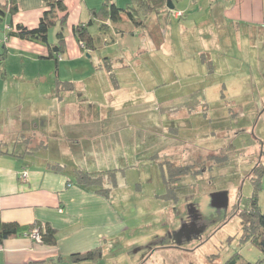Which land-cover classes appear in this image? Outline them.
Here are the masks:
<instances>
[{
	"label": "crops",
	"instance_id": "0c3cea01",
	"mask_svg": "<svg viewBox=\"0 0 264 264\" xmlns=\"http://www.w3.org/2000/svg\"><path fill=\"white\" fill-rule=\"evenodd\" d=\"M47 1L0 0V7L5 9L0 20V142L7 144L9 151L0 153V222L22 226L35 222L49 224L58 230V242L54 246L45 245L30 235L8 238L0 244V264H79L71 260L73 254L120 238L124 221L112 200L95 188L78 184L77 172L119 170L131 155L129 145L137 135L157 136L159 152H167L169 135L165 124L169 117L181 120L183 116H176V112L181 114L194 107L186 99L175 101L170 95L157 92L152 96L130 83L136 76L131 72L134 62L138 63L141 78L149 77L150 70L142 57L122 61L117 55L118 50L127 54L133 50L129 46H135L123 42L126 33L118 23L95 22L90 27L91 33L99 38L98 47L90 53L77 40L74 26L93 20V10L106 0H63L69 15L60 55L51 56L48 45L10 36L18 25L36 28L48 9ZM111 1L119 7L127 5L124 0ZM198 1L203 0H190L170 15L179 19L188 12H196ZM206 1L211 18L225 21L228 34L221 36L224 39L230 36L231 39L239 26L252 36L264 34V0ZM12 2L18 8L16 12L11 11ZM179 12L184 15L178 16ZM155 16L158 22L151 25L153 28L148 21ZM168 17L169 13L161 9L148 16L144 27L134 26L126 16L119 23H128L134 37L143 30L152 33L147 39L155 41V49H162L169 47L167 40H172L165 38L169 34ZM52 29L55 34L51 36L49 32V43L54 51L60 46V23ZM213 29L217 31L216 26ZM175 34L172 30L170 37L174 39ZM220 44L219 41L216 46ZM146 46L153 49L150 41ZM143 52L148 51L138 49L139 55ZM152 59L150 56L148 63ZM161 102L166 106L167 120H152L149 116L143 122L135 121L138 112L151 114L153 106L162 105ZM142 126L146 129L144 133L137 132ZM158 127H164L165 132L154 133L153 129ZM9 139H15L20 151L18 147L11 150ZM164 140L166 149L162 146ZM40 148L46 149V156L39 154Z\"/></svg>",
	"mask_w": 264,
	"mask_h": 264
},
{
	"label": "rangeland",
	"instance_id": "374dc122",
	"mask_svg": "<svg viewBox=\"0 0 264 264\" xmlns=\"http://www.w3.org/2000/svg\"><path fill=\"white\" fill-rule=\"evenodd\" d=\"M172 1L175 13L190 0ZM207 3L198 1L196 12L183 18L174 19L169 13L165 38L175 43L169 39V47L162 49H155V41L147 39L152 33L143 30L134 37L128 23H118L126 33L123 42L135 46L130 45L133 50L127 54L120 49L117 55L122 61L142 57L150 70V76L143 79L134 62L131 72L136 76L133 80L130 77V83L152 96L157 92L175 101L186 99L194 107L176 112V116H183L181 120L169 117L165 124L167 152H159L155 135H137L129 145L131 155L116 171L121 175L115 177L110 197L124 221L120 244L101 260L79 264H226L235 255L245 264L263 257L257 247L242 241L240 214L249 208L255 193L250 174L264 150V34L252 36L239 26L234 27L231 39H224L221 36L228 34L225 21L211 18ZM148 22L150 26L157 24V17ZM172 30L174 39L170 37ZM50 31L53 36L54 29ZM149 41L153 49L146 46ZM229 42L240 44H226ZM139 48L148 52L139 55ZM150 56L153 62L148 63ZM194 62L198 63L191 65ZM162 102L153 106L151 114L138 112L135 121L143 122L149 116L167 120ZM145 130L142 126L136 131ZM153 132L165 129L158 127ZM9 140L11 150L18 147L20 151L15 139ZM39 154L46 156V149L40 148ZM172 162L177 167L190 165L191 173L172 180ZM203 167L206 169L200 172ZM261 180L259 204L264 211V175ZM192 214L200 230L179 242L176 235L193 222Z\"/></svg>",
	"mask_w": 264,
	"mask_h": 264
},
{
	"label": "trees",
	"instance_id": "16d2710c",
	"mask_svg": "<svg viewBox=\"0 0 264 264\" xmlns=\"http://www.w3.org/2000/svg\"><path fill=\"white\" fill-rule=\"evenodd\" d=\"M13 3L14 2H12L11 11L16 12L18 8L17 6H14ZM167 3L168 0H129L125 7H119L115 3H112L111 0H106L99 9L93 10L94 19L85 24H78L74 26L73 33L77 40L83 43L90 53V51L98 47L99 38L95 37L90 31V27L95 22H101L102 24L107 21L119 23L123 17L126 16L134 26L144 27L146 19L152 13L158 12L161 9H165L168 13H174L173 10L168 8ZM47 7L48 9L44 12L43 17L36 28L30 29L23 25H18L16 32L10 33V36L14 35L22 39L48 45L51 49V56L60 55L65 43L64 30L67 24L69 11L63 0H48ZM4 15L5 9L0 7V20L4 17ZM56 23H60L61 29L58 33V39L60 41V46L58 45V47L60 51L55 53L53 51V47H51L49 43V32L52 27L56 25ZM0 153H9L7 150V144H4L3 141L0 142ZM171 165L170 170L172 172L170 177L172 180H175V177L178 179L180 174L182 175L188 172L191 173L190 165L177 167L175 162H172ZM205 169L206 168L203 167L200 172ZM116 171L117 170L107 172H89L80 170L77 172L78 184L85 188H95L98 193L110 198L115 184ZM263 175L264 150L261 152L260 160L258 161L257 166L250 174V177L255 184V193L250 199L249 208L242 211L240 214L243 231L242 241L245 243H251L257 247L262 252L263 258L259 259L257 262H246L245 264H264V211L259 204V192L261 190V178ZM35 229H38L41 235L40 242L42 244L50 246L57 244L59 235L58 230L49 224H41L39 222H35L27 226H22L13 222H0V244H2L4 240L11 237L29 235ZM119 244L120 238H112L106 240L101 246L95 249L85 253L73 254L71 256V260L75 263L101 260L107 253L118 247ZM33 264L47 263L39 262ZM140 264H143V262ZM226 264H240L239 256L235 255L231 257Z\"/></svg>",
	"mask_w": 264,
	"mask_h": 264
},
{
	"label": "flooded vegetation",
	"instance_id": "af4514ba",
	"mask_svg": "<svg viewBox=\"0 0 264 264\" xmlns=\"http://www.w3.org/2000/svg\"><path fill=\"white\" fill-rule=\"evenodd\" d=\"M192 217V223L187 225L186 227H184L177 235V239L179 240V242L181 241V239L184 237V236H187L188 233H197L199 232V224L197 223L198 222V219L193 216V214L191 215ZM198 217V216H197ZM193 231V232H191Z\"/></svg>",
	"mask_w": 264,
	"mask_h": 264
},
{
	"label": "built area",
	"instance_id": "2783aa9c",
	"mask_svg": "<svg viewBox=\"0 0 264 264\" xmlns=\"http://www.w3.org/2000/svg\"><path fill=\"white\" fill-rule=\"evenodd\" d=\"M181 15H183V12H179L178 16H181ZM24 176H26V173L24 174ZM29 235L32 236L34 239L41 241V235L38 229L33 230Z\"/></svg>",
	"mask_w": 264,
	"mask_h": 264
},
{
	"label": "water",
	"instance_id": "95a60500",
	"mask_svg": "<svg viewBox=\"0 0 264 264\" xmlns=\"http://www.w3.org/2000/svg\"><path fill=\"white\" fill-rule=\"evenodd\" d=\"M167 5H168V8H169V9H171V10H174V9H175V5H174V3L172 2V0H168ZM54 51H55V52H58V51H59V48H58V47H55V48H54ZM221 195H222V193H218V194H217L218 197H221Z\"/></svg>",
	"mask_w": 264,
	"mask_h": 264
}]
</instances>
